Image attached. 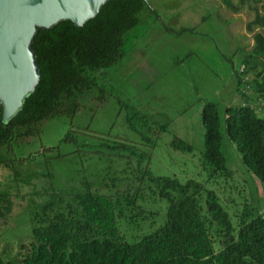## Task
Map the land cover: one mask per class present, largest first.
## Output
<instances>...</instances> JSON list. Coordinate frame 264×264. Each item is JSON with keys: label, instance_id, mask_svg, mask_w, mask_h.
I'll return each mask as SVG.
<instances>
[{"label": "trees", "instance_id": "trees-1", "mask_svg": "<svg viewBox=\"0 0 264 264\" xmlns=\"http://www.w3.org/2000/svg\"><path fill=\"white\" fill-rule=\"evenodd\" d=\"M147 7L154 10L147 0H108L82 27L64 20L50 29H39L32 48L40 80L10 121L0 117V168L9 169L19 180L16 162L21 158L8 154L14 146L40 135L45 121L74 117L81 110L82 99L97 85L88 71L107 70L121 61L128 33L139 25ZM252 25L262 30L255 33L253 50L243 62L245 72L254 73L255 88L263 96L264 13L257 11L249 22L250 30ZM105 97L98 98L102 102ZM261 108L249 101L228 106L225 134L236 145L245 167L264 183V117L257 113ZM201 116L206 130L202 164L209 180L229 178L233 170L223 150L219 107L206 102ZM142 119L143 123L151 120L148 116ZM149 124V134L142 133L148 151L121 139L108 145L116 151L121 167L113 176L84 177L71 189H46L43 196L47 199L30 211L29 250L21 258L0 257V264H264V208L260 201L258 206L246 203L240 211H231L224 204L226 198L223 202L215 190L198 180L183 182L155 175L150 169V151L167 124ZM73 139L72 133L65 137L66 142ZM171 145L182 151L193 149L178 136ZM153 199L167 204L162 201L155 208L150 202ZM12 207L10 191L0 186V221ZM133 228L147 231L128 234Z\"/></svg>", "mask_w": 264, "mask_h": 264}, {"label": "rangeland", "instance_id": "rangeland-1", "mask_svg": "<svg viewBox=\"0 0 264 264\" xmlns=\"http://www.w3.org/2000/svg\"><path fill=\"white\" fill-rule=\"evenodd\" d=\"M147 1L154 10L144 9L139 25L128 33L121 61L107 70L88 71L97 85L82 99L81 110L74 117L45 121L40 135L8 154L22 159L16 162L21 175L17 180L9 169L0 168V186L10 191L13 203L11 213L0 221V257L21 258L29 250L30 211L47 199L46 189H71L84 177L113 176L121 167L108 145L121 139L145 149L142 133L149 134L150 121L152 126L167 124L150 151L155 175L198 180L227 200L224 204L231 211H240L246 203L258 206V201L264 208V183L245 167L225 134L228 106L260 104L257 113L264 117V95L256 90L254 73H246L243 62L253 50L255 33L262 30L256 25L250 30L249 22L257 11L264 13V0ZM233 4L240 8L233 9ZM186 28L194 31H183ZM101 94L106 96L102 102ZM209 101L220 110L223 150L233 170L229 178L209 180L202 164L206 130L201 113ZM144 116L149 123H143ZM68 133L74 135L70 142L65 141ZM176 136L193 149H175L171 143ZM162 201L167 204L153 199L151 206L157 208ZM143 231L147 229L128 234Z\"/></svg>", "mask_w": 264, "mask_h": 264}, {"label": "water", "instance_id": "water-1", "mask_svg": "<svg viewBox=\"0 0 264 264\" xmlns=\"http://www.w3.org/2000/svg\"><path fill=\"white\" fill-rule=\"evenodd\" d=\"M108 0H0V117L10 121L36 89L40 69L32 48L39 29L68 20L82 27Z\"/></svg>", "mask_w": 264, "mask_h": 264}]
</instances>
